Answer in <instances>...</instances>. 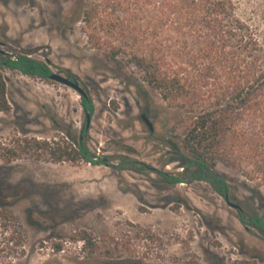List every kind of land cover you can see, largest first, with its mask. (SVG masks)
<instances>
[{
  "label": "rangeland",
  "instance_id": "rangeland-1",
  "mask_svg": "<svg viewBox=\"0 0 264 264\" xmlns=\"http://www.w3.org/2000/svg\"><path fill=\"white\" fill-rule=\"evenodd\" d=\"M239 1L264 30V0ZM70 7L71 0H0V49L26 52L77 81L95 105L87 146L113 166L36 160L23 151L24 138L68 143L64 132L85 122L81 95L2 68L11 110L0 112V264H103L119 256L131 264H264V241L209 185L155 188L146 175L153 173L131 169H162V138L182 137L191 121L155 92L149 101L137 94L129 77L139 75L136 65L120 71L94 59L80 23L69 29ZM3 148L19 155L7 161ZM218 169L237 185L234 170ZM237 193L249 195L241 186ZM81 233L102 246L83 250Z\"/></svg>",
  "mask_w": 264,
  "mask_h": 264
},
{
  "label": "trees",
  "instance_id": "trees-1",
  "mask_svg": "<svg viewBox=\"0 0 264 264\" xmlns=\"http://www.w3.org/2000/svg\"><path fill=\"white\" fill-rule=\"evenodd\" d=\"M65 19L71 30L80 23L96 52L93 58L103 66L139 68L138 76L129 77L143 100L151 99V90L191 121L182 137L162 138L167 154L162 169L145 164L131 169L153 173L146 175L155 188L206 183L235 204L238 221L264 241V30L258 21L239 0H71ZM2 68L44 81L52 72L26 52L0 53L2 113L11 110ZM80 105L91 117L95 105L87 92ZM88 131L84 122L74 134L64 132L69 142L63 144L24 138L22 149L36 160L113 166L88 148ZM3 149L7 161L19 155L14 148ZM171 164L174 171L165 169ZM219 165L238 174L237 185ZM238 186L249 195L240 198ZM75 239L83 250L102 246L85 233ZM103 264H131V259L119 256Z\"/></svg>",
  "mask_w": 264,
  "mask_h": 264
},
{
  "label": "water",
  "instance_id": "water-1",
  "mask_svg": "<svg viewBox=\"0 0 264 264\" xmlns=\"http://www.w3.org/2000/svg\"><path fill=\"white\" fill-rule=\"evenodd\" d=\"M3 50L0 49V53L3 54ZM49 80H52L54 82L57 83H61L63 85L69 86L71 88H73L74 90H76L80 95H84L85 92L83 91V89L78 85L77 81L73 78H68L65 76H62L58 73L55 72H51V74L49 75ZM141 118L144 120V122L147 124L149 131H152V126L150 124V122L147 120V118L144 115H141ZM90 124V117L89 115L85 116V127H88ZM229 206L236 208L237 206L233 203H228Z\"/></svg>",
  "mask_w": 264,
  "mask_h": 264
}]
</instances>
